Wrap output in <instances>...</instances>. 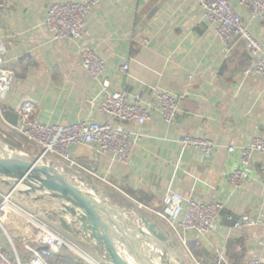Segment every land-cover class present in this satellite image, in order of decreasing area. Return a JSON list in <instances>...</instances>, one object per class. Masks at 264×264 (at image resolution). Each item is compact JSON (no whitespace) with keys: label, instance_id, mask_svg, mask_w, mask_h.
Masks as SVG:
<instances>
[{"label":"crops","instance_id":"0c3cea01","mask_svg":"<svg viewBox=\"0 0 264 264\" xmlns=\"http://www.w3.org/2000/svg\"><path fill=\"white\" fill-rule=\"evenodd\" d=\"M88 1L0 0V52L14 73L7 111L0 115V140L49 167L51 173L58 172L100 204L113 222L116 248L134 263L140 261L136 247L142 245L136 228H142L146 218L171 239L176 253L169 258L171 264H248L255 258L263 259L264 264L260 244L264 238V153L253 154L251 177L243 189L235 190L228 173L239 166L240 157L227 149L229 145H248L255 137L264 138V81L246 75L253 59L243 42L230 53L226 51L216 27L205 22V10L198 0H101L86 16L84 42L105 60V76L112 91L140 94L145 100H154L165 91L183 96L172 124L159 110L145 124L122 123L139 134L129 164L97 154L90 145L72 148L80 166L54 155L42 157V148L16 130L18 109L26 101L33 104L37 119L44 123H120L100 110L101 86L85 72L78 44L55 40L44 22L55 3ZM230 2L264 44V21L254 18L238 0ZM16 56L19 60L14 61ZM127 61L129 70L123 72ZM187 134L217 142L213 158L207 161L194 149L183 150L180 141ZM3 180L0 177V203L11 193L13 210L3 227L0 225V244L12 251L6 230L22 264L31 258L24 244L33 242L36 229L31 219L14 208L70 243L50 258L52 264H111L105 241H97L92 231L84 232L82 221L70 211L63 212L65 199L60 193L49 196L37 191L28 196L13 191ZM169 190L198 202H224V216L239 219L248 214L260 223L236 229L224 218L207 235L188 232L189 252L169 223L149 210L161 209ZM61 217L69 228L63 226ZM151 258L159 261L157 256Z\"/></svg>","mask_w":264,"mask_h":264},{"label":"built area","instance_id":"2783aa9c","mask_svg":"<svg viewBox=\"0 0 264 264\" xmlns=\"http://www.w3.org/2000/svg\"><path fill=\"white\" fill-rule=\"evenodd\" d=\"M100 1L55 3L49 8L44 22L55 40L68 39L78 44L85 72L92 81L98 82L101 86L103 101L100 110L120 123L112 125L82 120L71 125L49 124L37 119L35 108L29 101L24 102L18 109L20 123L16 130L29 142L38 144L42 148V157L54 155L73 166H80L72 153V148L76 145H90L97 154H108L123 165L129 164L139 134L127 130L122 123L136 121L141 125L145 124L152 119L153 112L159 110L165 121L172 124L180 112L179 101L183 97L165 91L157 94L154 100H145L140 94L111 90V81L105 76V60L84 42L86 16ZM238 1L240 5L250 9L254 18L264 21V0ZM198 2L205 10V22L216 27V33L223 41L227 52L230 53L239 42L245 44L253 59L252 68L246 75L264 81V44L249 30L244 18L236 11L230 0H198ZM17 60L19 57H14V61ZM7 63L5 55L0 52V115L7 111L5 104L14 82V73L7 67ZM129 67V62H125L122 71L128 72ZM189 78L193 79V76ZM180 142L183 150L194 149L207 161L213 158L219 147L214 140L195 134L185 135ZM227 149L229 153L239 154V166L229 171L228 179L235 190H241L251 177L253 154L264 153V138L255 137L248 145H229ZM11 196V193L3 196L0 203L2 227L13 210ZM139 206L147 207L143 204ZM14 210L20 216L31 219L36 229L33 242L26 241L24 244V248L31 255L28 264H52L50 258L63 247L70 245L64 236L38 219L21 209L14 208ZM149 210L169 223L189 252L191 250L185 238L188 232L207 235L224 218L236 229L250 228L260 223L248 214L239 219H234L230 215L224 216V202H198L171 190L164 195L161 209L149 208ZM261 223L264 224V219ZM5 233L12 245V251L0 244V264H22L10 234L6 230ZM260 244L264 247V238ZM219 259H221L220 254ZM262 263L261 258L248 262V264Z\"/></svg>","mask_w":264,"mask_h":264},{"label":"water","instance_id":"95a60500","mask_svg":"<svg viewBox=\"0 0 264 264\" xmlns=\"http://www.w3.org/2000/svg\"><path fill=\"white\" fill-rule=\"evenodd\" d=\"M0 177L4 178V182L13 186V191L18 190L24 195L29 196L37 191H44L49 196L56 192L60 193L65 199L63 212L70 211L76 216L77 221H82L84 232L92 231V235L97 241L101 239L105 241L111 264H171L169 258L176 254L169 236L159 231L156 224L143 218V227L136 228V232L140 236L138 241L142 244L139 249L136 247L140 261L135 260L134 263L123 256L113 242L112 235L117 237L110 225L113 222L100 204L90 200L87 195L72 186L58 172L51 173L49 167L38 164V161L17 152L12 146H5L2 140H0ZM60 220L63 226L69 228L63 217ZM116 227L119 230L117 225ZM127 246L130 245L127 244ZM46 247L44 246V248ZM156 256L159 261L155 262L151 257Z\"/></svg>","mask_w":264,"mask_h":264}]
</instances>
